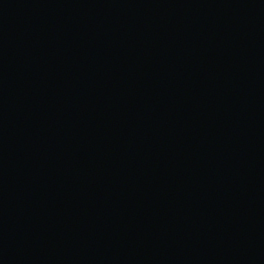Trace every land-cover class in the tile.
Masks as SVG:
<instances>
[{
  "label": "water",
  "instance_id": "1",
  "mask_svg": "<svg viewBox=\"0 0 264 264\" xmlns=\"http://www.w3.org/2000/svg\"><path fill=\"white\" fill-rule=\"evenodd\" d=\"M0 264H264V0H0Z\"/></svg>",
  "mask_w": 264,
  "mask_h": 264
}]
</instances>
